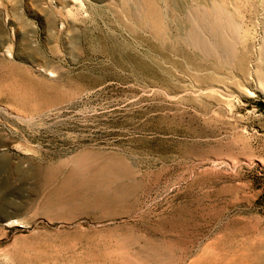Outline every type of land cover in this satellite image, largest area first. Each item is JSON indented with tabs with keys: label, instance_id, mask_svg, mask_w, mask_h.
Segmentation results:
<instances>
[{
	"label": "rangeland",
	"instance_id": "obj_1",
	"mask_svg": "<svg viewBox=\"0 0 264 264\" xmlns=\"http://www.w3.org/2000/svg\"><path fill=\"white\" fill-rule=\"evenodd\" d=\"M198 202L264 233V0H0V264H181Z\"/></svg>",
	"mask_w": 264,
	"mask_h": 264
},
{
	"label": "bare ground",
	"instance_id": "obj_2",
	"mask_svg": "<svg viewBox=\"0 0 264 264\" xmlns=\"http://www.w3.org/2000/svg\"><path fill=\"white\" fill-rule=\"evenodd\" d=\"M151 22H153V20ZM151 22L149 26H151ZM145 23H148V21ZM149 71L150 70H148V73ZM160 75H156V77L162 80L163 78ZM195 205L194 208H189L185 211V217L178 215L176 216L177 220H173L172 223L173 226L171 228L174 230L178 229L179 233L183 235L181 245L179 246L180 249H177L180 253V256H177L180 259L177 258V261H181V264H264V233L260 232L262 227L246 228L245 226H240L242 224H238L239 227L234 229L235 231L231 228V230H228L229 232L225 235L214 234L213 236H216L211 242L209 240L207 244L196 245L195 232L200 231L199 227L203 224V221H206V219H213V216L218 215L219 211L214 209L209 210V208L207 209L205 206L201 205L200 202L197 204L195 203ZM218 232L221 233L219 230ZM194 244L197 246V249L194 252H191L190 249L193 248Z\"/></svg>",
	"mask_w": 264,
	"mask_h": 264
}]
</instances>
